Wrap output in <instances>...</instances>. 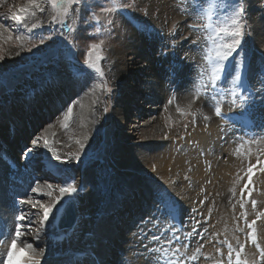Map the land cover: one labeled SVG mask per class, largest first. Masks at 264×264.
Returning a JSON list of instances; mask_svg holds the SVG:
<instances>
[{"label":"rangeland","instance_id":"374dc122","mask_svg":"<svg viewBox=\"0 0 264 264\" xmlns=\"http://www.w3.org/2000/svg\"><path fill=\"white\" fill-rule=\"evenodd\" d=\"M24 2L25 0H0V24L4 25V28H0V54L4 56V59L0 61V76L5 80L3 86L10 88H5L3 93L0 94V125L3 122L7 125L11 123L15 124L16 130L14 132L10 131L11 143L13 142L15 145L21 143L22 137H24L23 140L25 139L26 144L30 143V146L27 144L21 147V153L18 157L24 153L26 146H33L31 145L32 140L37 137H40L39 151L38 154H29L28 157L31 159L43 160V157L49 154L50 158H48V160H51L52 152H48L43 147L44 139L49 141L50 147L53 145L52 149L59 154L62 159H67L71 156L73 161L75 154L80 151V143L86 144L84 154L79 164L73 162L71 164L59 165V168L62 169L64 166L65 168H70L71 177H74L75 180L71 179L69 182H74L78 187L82 185L81 190L74 196L77 200L76 211L78 210V215L81 216L82 213H84L91 216L90 219H87V225H85L83 229L78 230L74 236L69 235L70 231H65V239L56 242L52 240V235L48 234V231H45L41 234L40 239L36 240L33 239V237L36 229L39 227V219L43 211L36 209L40 206L38 204L35 209H33L31 205H25L24 207L30 212H38L39 215L33 217L35 227L30 225V229H33L31 238L28 236L30 233L29 228L22 229L25 232L24 239L26 242L34 245L33 247L35 250L44 249V253L40 258V264H45L44 260L49 261L59 253H65L66 251L67 253L82 251L83 242L86 241L82 238H84L86 234L92 232L91 223H93V226H96V222H94L93 219L105 222L104 224L106 225L110 224L107 222L106 218L100 217L102 215L99 214V211L92 215V210L86 211L79 208V205H81L80 199L85 192L88 191V186L92 188L89 184V182L91 183L92 181L91 185L95 190V199L97 198L94 203H98L99 201L97 208H99L101 204H104L100 207L102 213H104L103 211L106 213L109 212L108 206L112 204L115 194L120 192L121 195H125L126 197L127 195L124 191L132 192L131 196H129L130 200L132 198V200L136 198L140 200L138 204L133 206L136 215L131 217L130 222L125 224L128 229L125 231H116L118 235L117 242H119V244L116 245L117 247L114 245V243H116V236L114 234H109L111 237L108 239L104 238V244L112 245V247H110V252L114 257H110L111 260L109 264H119L127 250L131 247H135L136 242L132 244L128 240L132 233L131 229L139 222L146 220L145 223L148 224L150 219L152 220V218L146 214V211L150 210L152 205L151 197H144L140 194L150 195L152 191L150 190L151 187L155 190V188L157 189L159 186L166 187L170 193L174 191L173 187L166 185V183H161L157 180V176H151L150 172L142 173V175L137 178L138 180L142 177V180L137 181L133 188H125L124 184L128 181L129 183L134 182V175L141 172V170H135H137V168H142L138 166L137 162H134V159L129 161V159H131L129 157L130 153L135 150H144L148 154L154 151L155 154L158 148H163L165 150L168 145H162V143L159 142H165L169 135L175 136V132L182 130L183 127L191 121V115L186 114L182 116L183 114L181 113L175 115L171 110L168 111L162 104L164 98L168 96V88H166V86H170V82L164 79L165 75H163L160 70L159 66L161 63H158V61H160L158 57H162L166 49H169V53L165 55L167 67L170 69L175 68L176 71L174 74H181L184 72L188 65L197 62L194 56L198 57L200 55L199 50L195 48L192 41L197 38L196 33L202 30L201 23L205 27L209 22L212 24V30L206 27L208 33L212 36L215 27L223 26L227 23L226 17L229 14L228 10H221L217 7L212 14L211 21H209L208 15L204 10L209 7L210 0H120L122 4L132 6L112 13H104L101 11L102 8L113 6L112 0H86L88 5L87 9H85L83 5H73L71 7L67 20L71 22L73 30L66 35H61L59 24H49L52 9L47 3L42 5L45 9L44 12H37L35 16L30 17L26 21L29 27H31L32 23L36 22L42 24V27L34 29L31 33L27 31L23 24L17 25L14 21L6 19V16L10 14V9L15 11L17 7L23 6ZM245 7L246 13L244 19L246 21V35L243 48L247 52L248 57L247 66L242 68L241 71L242 74L245 75L248 73V81L251 80L254 82L257 79L259 81L258 88H260V81L264 79V76L261 75V73H264V65H262L264 64V0H246ZM94 17H99L98 23ZM109 21H112V23L109 24ZM201 33V36H203L204 33ZM17 35L21 36L20 41L15 39ZM41 35H51L52 39L46 41L44 44H40L39 38ZM9 37H11V39H9ZM169 38H172L173 42H171ZM101 41H103L102 44ZM93 43L100 45L101 55L104 57V59L99 62V66L103 72L102 76L99 73H95L93 70L87 69V66L84 64L89 46ZM216 43H220V40L216 39L213 41L212 46L214 47ZM33 44H35L36 47H32ZM20 45H23V48H21ZM28 49H31V51ZM135 51L140 52L142 56L138 58L139 60L136 59V64H132L136 57ZM17 52H19V55L16 54ZM179 64L182 68L180 72H178ZM133 67H138L139 69L135 70ZM146 68H149L148 70L150 72H152V69L155 71L148 74ZM19 73L20 80L18 79ZM234 74L233 71L232 75ZM152 80L157 81L159 86L164 90L165 95L164 97L161 96L160 100H157L155 94L152 95L148 89L144 88V84ZM3 86H0V88ZM66 88L69 89L67 90ZM36 89H40V91L37 92L38 94L27 99L30 96V92ZM109 89L112 91L109 92ZM182 89L181 86L177 87L178 95H180L179 93L183 95L189 93L187 89ZM184 96L185 101L183 104H180H182L186 110H191L195 102L188 99L190 95ZM53 97L58 99V106H56L51 113H47L49 110L48 103L52 102L54 99ZM256 100L257 103L260 102V98ZM150 105L157 106L154 110L152 109V111H149ZM69 106L72 107V114L65 128L63 127L65 123L64 117L68 115L67 109ZM89 108L91 110L90 112ZM106 108L108 109L107 113H105ZM85 109L87 113L89 112L88 114L95 112L96 116H84L85 114L83 115V112L85 113ZM194 112L198 114V109H195ZM41 118L42 120H39ZM87 118H89L88 122ZM149 118L151 121L156 120L157 124L161 127L159 133H157V137L152 140H150L151 136H146L145 127L143 126L147 123ZM84 119H86V121ZM92 119H94V122L90 123ZM38 122L40 124L33 130ZM211 125L217 126L215 124ZM191 128H193V126H191ZM199 131L197 133H199ZM202 131H204V129ZM259 133L264 136V131ZM82 134L84 136L88 135L90 140L85 142ZM140 134H142V136ZM1 136L6 140L7 136L4 132H1ZM28 136L31 137V139ZM72 139L74 144L71 141ZM165 144L167 143L165 142ZM0 145V152L5 151L4 142L0 141ZM222 145L223 143L221 142V147ZM262 145L264 146V143ZM212 146L214 149L210 151H214V157L221 159L222 162H226V167L231 165V167H233L235 160L228 154H226L225 157L222 154V152L228 149L223 151L221 148L216 147V144ZM263 146L257 147L259 154L262 152L261 149ZM11 149L17 151V154L20 152V148L17 146H12ZM6 151H8L7 148ZM99 154L101 156H97ZM227 155L228 157H226ZM100 158L104 160L102 163L97 162ZM210 160L214 162L215 158H211ZM52 164H58V162L53 160ZM1 165L2 163L0 162V178L1 182L4 183V167ZM197 165L194 164L193 167L196 168ZM242 166L244 167V162H242ZM191 172L192 170H190V173ZM230 174L228 175L231 176ZM239 174L238 171L235 172L237 178ZM176 175L177 176L174 177L176 179L173 178V181H171L177 188V191H174V193L177 195L176 199H179L181 204L186 206L182 200L187 194L183 195V191L185 190L186 192L188 189L184 186L187 185L189 189H191L193 185H188L187 182H193L196 179L191 175L187 177L183 174H180V176L178 173H176ZM211 175L212 172L210 173V176ZM235 175L234 178L236 179ZM145 176L149 178L147 179ZM213 176L219 178L220 174L215 173ZM144 179L147 181L144 182ZM42 181L43 182H40L41 184L46 182L47 186L51 184L55 187L50 189L51 192H58V187L60 185L46 180ZM154 181L156 184L152 186L151 184ZM257 181L260 185L263 184L262 180L258 179ZM196 184L198 183L194 184L193 189L199 191V185ZM95 185H97V188L94 187ZM137 187L140 189L139 191ZM230 187L233 188L231 185ZM37 188L41 194L32 193V196H34L36 200H39L40 204H51L52 202L49 200L50 196L42 195L46 190L40 188V184ZM91 191L94 192L93 190ZM220 196H222V199L224 198L222 200L223 203L225 200L228 204H233L232 202L230 203L232 195L228 194L227 191L226 194L221 192ZM194 199H196V197H194ZM115 200L116 199H114V201ZM142 200H144L145 203L140 205ZM192 200L189 199V204L192 203ZM118 206L120 205L115 203V206L112 207L115 211H113L114 213L118 212ZM235 206L232 215L236 222L231 228V235L225 234L224 240H227L228 243L233 245V239L235 237L234 241L236 243L242 241L245 237L247 240V243L244 244L245 248L252 250L257 249L256 245L249 241V229L246 227L247 224L250 222L253 224V221H255L253 225H255L254 231L256 241L261 248H264V215H261L264 213V204L261 205V203L258 202L255 208L251 206L248 208H241V205L237 206L236 204ZM158 207L160 206H157V208ZM213 207L215 211L216 207L214 205ZM123 208L124 211H128L125 206ZM228 209H230V207ZM97 213L99 216H96ZM208 213L209 211H206L203 215L205 219L204 222L206 225L211 226L208 220ZM35 218L38 219L35 220ZM120 222L123 223L122 220H120ZM25 223H27V221H25ZM119 224L114 226L120 228ZM206 225L199 229V217H193L192 229L195 228V233L200 234V238H206ZM88 227L91 231L88 230ZM227 227L229 226L227 225ZM212 230L218 236L217 230L213 227ZM50 233L52 232L50 231ZM139 235L142 241L141 245L150 242L144 232L139 233ZM76 237L80 239L77 240ZM163 237V235H160L158 240H162ZM92 238L95 240L94 236ZM166 239L167 238H165V240ZM158 240H153V237L151 238L152 242ZM224 240H220L214 244L220 247V242ZM202 241L203 239L197 240L195 244L199 246ZM166 242L168 241L163 243ZM36 252L38 253L39 251ZM154 255L155 258H158L157 251L154 252ZM68 257L76 258L75 254H69ZM68 257H65V261ZM150 257L153 258V256ZM252 257L255 262H258L256 260L257 255H252ZM220 259L222 258L214 256L210 257V260L207 262L202 261L206 264H216V261ZM197 260L200 261L201 259L198 258ZM56 261L57 264H60V257H57ZM52 262L47 264H52ZM192 263L193 261H191V264Z\"/></svg>","mask_w":264,"mask_h":264},{"label":"bare ground","instance_id":"6f19581e","mask_svg":"<svg viewBox=\"0 0 264 264\" xmlns=\"http://www.w3.org/2000/svg\"><path fill=\"white\" fill-rule=\"evenodd\" d=\"M203 33H204L203 36H201L202 35L201 32L196 33L197 38L194 41H192V44L195 45V48L197 50H199V54H200L198 57L194 56L196 58L197 62L195 64L193 62L191 65H188L185 68L184 73L173 74L172 69L167 67L166 57L165 56H162L160 58L158 57V59L160 60V61H158V63L159 62L161 63L159 66L160 70L162 71V74L165 75L164 79L169 80V82H170V86H166V88H168V96H166L164 98V101L162 104L165 106V108L168 109V111L171 110L172 113H174L175 115H177V113H181V112L177 111L178 108L181 109V111L183 113H185L182 116H185L186 114L191 115V111L186 110V108L183 107V105H182L183 102L185 101L184 95H187V96L190 95V97L188 99L192 100L193 102H195L196 98H198L200 106L202 108L206 109V113L208 115H213L214 114V105L210 104V102L212 100V98L210 96H215L219 100L220 97L218 94L221 93V91L227 93L228 86H227V84L222 85V79L223 78L218 82L215 90L211 86L210 75H211L212 64L209 63L204 58L205 55L207 54L208 44H207V38H206L207 34L205 33V31H203ZM169 40L171 42H173L172 38H169ZM135 53H136V57H135V60L132 64H136L137 63L136 59H138L139 57L142 56V54L140 52L135 51ZM168 53H169V49H166L164 55H167ZM164 66H166V67H164ZM133 69L137 70L139 68L133 67ZM148 69L146 68V70H148ZM154 71L155 70L152 69V72H154ZM152 72H150L148 70V74L152 73ZM121 74H122V72H121ZM204 75H205L204 83L197 82V79L195 77L202 78ZM164 84H165V82H164ZM180 86H181V88H183L182 90L187 89L189 93H185L184 95L182 93H179L180 95H178L177 87H180ZM222 86H223V88H222ZM252 86H257V84H253ZM48 87H49V85H48ZM144 88L148 89L152 95L155 94V96H156L155 98H157V100L158 99L160 100L161 96L164 97V95H165L163 88L160 87L159 83L155 80L149 81L147 84H144ZM251 88L255 90L254 87H251ZM66 89L68 90L69 88H66ZM148 90H146V91H148ZM38 91H40V89L39 90L36 89V90H33L32 92H30V96L27 99H30V97H34L35 94H38L37 93ZM206 93H207V95H205ZM227 96H229V95H227ZM53 98L54 99L52 100V102L48 103L49 104V110L47 113H51L53 111V109L56 106H58V99L56 97H53ZM259 98L260 97L257 96L256 99L259 100ZM169 101H171V103H169ZM180 103H182V104H180ZM91 105L93 106L92 103H91ZM153 105H150L149 111H152V109L154 110L155 107L157 106V105L156 106H153ZM90 111L91 110L89 108V112ZM94 111H95V109H94ZM88 113L86 110L85 113L83 112V115L85 114L84 116H89V115H91V116L94 115V117L96 116L95 112L94 113L91 112L90 114H88ZM79 116H80V114H79ZM158 118H159V116H158ZM14 119H16V118H14ZM84 120L86 121V119H84ZM92 120L90 121V123L94 122V119H92ZM80 121H81V119H80ZM88 121H89V118H87V122ZM76 123H77V121H76ZM204 125L205 126H196L195 130L192 131L191 134L188 135L184 139H179V140H176L174 142H170L169 144L167 143L166 146L167 145L168 146L166 147L165 150L163 148H158L157 151H155L156 152L155 154H154V151L149 152L150 154H148L144 150H137V151L135 150L134 152L130 153L129 157L131 159H129V161L134 159V162H137L138 166L142 167V168L141 169L137 168V170H135V171L141 170V172L139 174L136 173L135 175L138 174L137 176L134 175V177H133L134 179L132 178L134 182L129 183V181H128L126 184H124L125 185L124 187L128 188V189L133 188V186L137 183V181L142 180V177H140V179L137 180V178L140 175H142V173L150 172L151 176H157L158 181H160L161 183H166V185H170L171 187L174 188V191H177V188L171 182V181H173V178L175 176H177L176 173H178L179 175L183 174L186 177L191 175L196 180L193 182H187V184L194 186L195 183H198L196 185H199L198 186L199 191L197 189H193V186L191 187V189H189V187L187 185L184 186L186 189H188V191L187 190H186V192H185V190L183 191V195L184 194H187V195H186V197L183 198L182 201H184V204L187 205V204H189V199H191V200L193 199L192 203L190 205H191V207H193V209H195L194 215L197 216V214H198L199 224H200L199 228L201 229L204 225L205 219H204L203 215L206 213V211L211 210V212L212 213L214 212V213L212 214L210 222H209L211 224V226L208 225L210 227V229H212V227L214 229H216L219 233V236L220 235L223 236L225 234L231 235V228H232L233 224L236 222L235 219L233 218V215H232V212L235 210V207H236L235 204L236 205L237 204H239V205L245 204L246 201H249L252 199H254L257 202L264 203V175H262L261 177H254L253 181L251 182L252 183L251 191L247 192V194H245L242 197L239 194V191L246 189L245 185L247 184V186H248L250 182H249V180H248V183H246L247 180L245 182L243 181V183H241L242 184L241 187H239V191L236 192L235 187L239 184V179H241V178H239V177L237 179L231 178L232 174L234 173V172H232V171H234L233 170L234 166L231 167L232 166L231 165V166L226 167L225 166L226 162H222V160H218V158L215 157V160L213 162V168H211V170L208 171V169L211 167V164H210V158H209L207 151L214 149L212 145L216 144V147L221 148L224 151L225 149H228L227 143H228V140L230 141V136H234L235 137L234 141H238L237 145L240 147L241 146L240 140L242 139L243 133L240 134V137L236 136V135H229V132H231V130L229 129V126L230 127L233 126V124H231L229 122H226L222 126L220 124H217V126H212L210 124H204ZM143 126L145 127L146 136L147 137L151 136L150 137L151 139L149 138L150 140L156 138L157 133H159V131H160L159 129H161L160 125L157 124V121L156 120L151 121L150 118L147 120V123L144 124ZM70 128H72V127H70ZM10 129H11L10 130L11 132H14L16 130V126L14 123L10 124ZM203 129H204V131H202ZM8 130H9V127H8L7 131ZM198 131H199V133H197ZM139 132H141V131H139ZM121 135H122V133H121ZM140 135L142 136V134H140ZM13 137H15V136H13ZM81 138H82V136H81ZM144 139H145V137H144ZM210 140H211V142H210ZM71 141L73 142V139ZM221 142L223 143L222 147H221ZM73 144H74V142H73ZM256 144H258V143H256V140H254L251 143V147L253 150L258 151L256 146H255ZM52 146H51V148H52ZM260 146H263V145H259V147ZM263 148H264V146H263ZM4 150L5 151L1 152L2 156H0V162L2 163L1 166L4 167L3 175H5L4 183L1 182V178H0V239H4V241L7 244L6 249L4 251L0 249V255L3 254V256L6 254L8 242L11 239L10 233L14 231V223H15L14 216H15V214H17L15 211V208L18 207V205H16L15 202L20 200V199H27L29 195H32L31 189L33 187L37 188L39 184H40V188H42L43 190H46V192H48V193H51L49 195L50 196L49 200H51V202H52V198L54 196L58 195L59 192H55V191L51 192V190L47 186L46 182L42 183V184L40 182H43L42 180H44V181L46 180L48 182L61 185L63 180H67L69 182L73 178V177H71L72 174L70 173V170H71L70 168H65V166H64V168L60 169L59 172L56 169L52 168L51 165L49 164V160H48V158H50L49 154H46L43 157V160H39V159H31L29 157L25 158L24 153H22V155L20 157H13L12 153L10 154V152L6 151V146H4ZM190 150L192 152H189ZM227 151L225 150V152H222L224 157L227 154ZM193 154L195 156H193ZM226 157H228V155ZM197 159H200V160L197 161ZM35 161H38L39 168L36 171H32L31 170L32 165H34ZM196 162H198V163H196ZM204 162H205V164H204ZM229 162H230V160H229ZM194 164H196V165L198 164L196 166V168L193 167ZM179 167H180V169H179ZM34 168L35 167H33V169ZM262 169H263V167L259 168V173L262 172ZM190 170H192L191 173H190ZM243 170L245 172V168ZM211 172H212V175L210 176ZM132 173H134V172H132ZM215 173L220 174L219 178H217V176H213V174H215ZM90 174H91V172H90ZM228 174H230L231 176H229ZM234 175L235 174H233V176ZM146 178L148 179L149 177H146ZM174 179H176V178H174ZM258 179L262 180V182H263L262 185L257 183ZM146 181L147 180L144 179V182H146ZM232 182H233V185H232ZM89 184L92 188H90L87 185L88 191H86V192L84 191L85 194L80 199L81 205H79V208L81 210H86V211L92 210V212H93L92 215L99 211L100 215L104 216L105 218L112 217L113 219H115V222L120 221V220L127 221L131 215L135 214V210L133 209V206H134L133 204L136 202H133V204L129 203V201H130L129 196H131L132 192H128L127 197L125 195H121V197H119V199L115 200L116 204L120 205L117 207L118 212L114 213L115 212L114 211L112 214H110V212L106 213L105 211H103L104 213H102V211L100 210V207H101V205L103 206L104 204H101L100 207L97 208V204L99 203V201H98V203H94V201L97 200V198L95 199V190H94L93 186L91 185L92 181H91V183L89 182ZM155 184H156V182L154 181V182H152L151 185L154 186ZM84 185H86V184H84ZM84 185H83V187H84ZM230 185L233 186V188H231ZM96 186L97 185H95L94 187H96ZM229 188H231V189H229ZM142 189H145V188H142ZM157 189L155 188V190H153V187H151L150 190H152V191L150 192V194L154 193ZM91 190H93L94 192H92ZM181 190H183V189H181ZM224 190H226L228 192V194L232 195V200L230 201V203L231 202L233 203L232 205L228 204L225 200H224V203L222 202V200L224 198L222 199V196H220V193L222 192V193L226 194V191H224ZM96 191H98V190H96ZM162 192L160 193L159 196L156 197V201L160 200V198L165 199L166 197L175 198V195L171 194L167 188H166V191H162ZM43 193H45V192H43ZM135 193H134V195H135ZM200 193H201V195H200ZM195 194H196V196H195ZM254 194H255V196H254ZM99 196H100V194H99ZM194 197H196V199H194ZM176 198H177V195H176ZM209 199H210V201H209ZM201 201H203V203H200ZM179 203L181 204V201H179ZM38 205H40V204H38ZM44 205H46V204H44ZM125 205H128V208L130 207V209L128 211L125 210V212H124L122 210V208ZM213 205L216 207L215 211H214ZM229 207H230V209H228ZM36 209H40L41 211H43L42 208H40V206L37 207ZM156 209H157V207H155V210ZM23 210L25 212H30L26 207H24ZM157 212L158 211H156V214H157ZM99 214L97 213L96 216H99ZM150 214L154 215L152 212L148 213V215H150ZM187 215L188 214H186L185 216H187ZM90 218H91V216L89 214L82 213V215L80 216L77 213L76 224H74V226L71 229H69L70 230L69 235L70 236L76 235V232L78 230L83 229L84 226L87 225V222H88L87 219H90ZM119 218H121V219H119ZM177 218L178 217L176 216V219ZM166 219H168V220H166V222H167L166 229H169L170 228V221H169L170 218H166ZM93 220H94V222H96V226H93V223H91L93 234L91 232L90 234H86V236L84 238L81 237L82 239L86 240L85 242H83L84 245L82 246V248H83L82 251H73V252L78 253L79 255H82L83 259L78 260L79 263L85 262L87 264V263L91 262V260L102 259V262H100L99 264H104V263L106 264V262L111 260L110 257L112 256V254H110L111 253L110 247H112V245L111 244H109V245L104 244V238L108 239L111 237L109 234H114L116 236V240H115L116 243H114V245H115V247H117L116 245L119 244V242H117V238H118L117 232L118 231H124L126 228H123L120 224H119L120 228H118L116 226L110 227L109 224L108 225L103 224L98 219H96V220L93 219ZM48 222L50 223L51 221L49 220ZM187 223H189V221L185 220L184 224H187ZM227 225L229 227H227ZM50 226H51V224H50ZM50 226L48 225V227L46 229V231H48V234H51L50 233V231H51ZM89 229L90 228L88 227V230ZM184 229L189 230V228L185 225H184ZM89 231H91V230H89ZM64 233H66V232H64ZM80 233H82V232H80ZM191 233H192V231H191ZM91 234H92V236H91ZM146 235H144V236H146ZM93 236H94L96 241L92 238ZM191 236H192L191 240L196 239L195 233L191 234ZM78 239H80V238H77V240ZM52 240L55 241L54 239H52ZM91 240H92V242H91ZM128 240H129V238H128ZM244 240H245V237L242 241H244ZM110 241H112V240H110ZM129 241L132 244H134L133 241H131V240H129ZM149 241H151V239H149ZM164 241H167V239ZM56 242H59V241H56ZM97 242L99 243V245ZM102 244H104V245H102ZM165 244H167V242ZM147 245H148V243L144 244V246H147ZM212 246L213 245H209L207 243V245L203 246L205 249L200 248V247H198V248H200V252L204 256L210 258V257H214V256L218 255L217 251L215 249L211 248ZM144 249L146 250L148 248L145 247ZM144 249H143V247H142V249L138 248V247H133L129 251L127 250V252L125 253L126 255L121 260L120 264H123V263L124 264H154V262H156L154 252L150 255V254H147V253H149V251H148L149 249L146 250V252L144 251ZM65 253H67V251ZM252 253L256 254L257 252L253 251ZM250 254H251L250 252H245L244 256L248 258V257H250ZM22 255H23V253H22ZM150 256H153V258H151ZM56 258L57 257H53L49 261L44 260V259L43 260H44L45 264L50 263L54 260L55 261L52 262V264H57L56 262L58 260L56 261ZM160 259H161V256H160V253L158 252V260H160ZM60 260H61L60 264H74L75 263L74 261H71L70 258H68L65 261V257H60ZM161 260H163V259H161ZM201 260H203V259H201ZM193 262H194V264L199 263V261L197 259ZM200 264H204V263L201 262Z\"/></svg>","mask_w":264,"mask_h":264},{"label":"snow or ice","instance_id":"6c2138e0","mask_svg":"<svg viewBox=\"0 0 264 264\" xmlns=\"http://www.w3.org/2000/svg\"><path fill=\"white\" fill-rule=\"evenodd\" d=\"M44 3H47L51 9V18L49 21L50 25H62L64 29L72 31V25L67 23L66 20L69 16L70 9L73 5H83L85 9H87L88 5L86 0H25L24 5L17 7L15 11L9 10L10 14L6 16V19L14 21L17 25L23 24L29 33H31L34 29L42 27V24L39 22L32 23L31 27L28 26L27 20L30 17L36 15L37 12H44L45 9L42 6ZM246 0H210L209 7L205 9V13L208 15L209 21L212 19V14L219 7L221 10L227 9L228 16L226 17L227 23L223 26H217L214 28V32L212 36H209L208 39L210 41H215L216 39L220 40V43H216L213 48H208L207 54L205 55V59L212 64L211 67V75L210 82L212 88L215 90L218 82L227 74L229 76V82L232 85L231 88L227 90V95L231 97L230 103L236 111L232 114V116H226L222 111L221 102L223 101L224 93H219L220 99L216 101L214 107V113L217 117L221 119L234 120L239 116L240 118H251L254 122L258 123V126L264 127V79L260 81V88L256 91H253L251 86L248 84L246 80H244L242 76V68L247 66V57L248 54L243 48V42L245 38V27L246 21L244 19L246 13L245 7ZM112 7L102 8L101 11L104 13H112L119 10H122L126 7H131L132 5L122 4L120 0H112ZM96 22H99V17H94ZM112 21H109L111 24ZM206 27L212 30L213 26L209 22L206 24ZM0 28H4V25L0 24ZM195 30V29H194ZM11 39V37H9ZM17 41L21 40V36L17 35L15 37ZM52 39L51 35H41L39 38V43L44 44L46 41ZM71 43V42H70ZM103 41H101V44ZM23 48V45H20ZM32 47H36L35 44ZM31 51V49H28ZM19 55V52L16 53ZM235 54V55H234ZM4 59V56L0 54V61ZM104 57L101 55V47L99 44H90L89 51L87 53V58L84 61V64L87 66V69L93 70L95 73H99L101 76L103 72L99 66V62L102 61ZM173 73L176 71L175 68L172 69ZM234 71V75L232 72ZM264 76V73H261ZM109 92L112 90L109 89ZM207 95V93L205 94ZM257 96L260 97V103L257 105ZM171 103V101H169ZM108 109H105V113H107ZM181 114H185L181 111V109H177ZM68 115L64 117L65 123L63 127H67V121L70 119L72 114V107L69 106L67 109ZM207 120L208 117L205 116ZM39 140L40 137H37L32 140V147H26L24 150V157L27 158L29 154L36 153L39 151ZM85 142L90 140L88 135L83 137ZM43 147L52 152V158L49 161L52 168L56 169L58 172L60 171L59 165H66L75 162L79 164L81 162V157L84 154V149L86 147L85 143H80V151L75 154V158L69 156L67 159H62L59 154H57L49 144L47 139H44ZM57 161L58 164H52L51 161ZM258 163H261L259 160ZM255 166H251L247 169L248 180L251 182L253 175V168ZM74 180V177L72 178ZM49 189L53 186L51 184L48 185ZM81 187H78L74 182H68L67 180H63L62 184L58 187L59 195H56L52 198V203L48 205L40 204L39 200H36L34 196L29 195L27 199H20L15 202L18 205L15 208L17 214L14 216V231L10 233L11 239L8 242L6 254L3 257H0V264H40V257L44 253V249L41 248L39 253L33 248V245L28 242H23L21 244L22 238L25 236V232L22 230L23 228H29L30 225L34 223L33 217L39 215L38 212H25L24 206L31 205L33 209L37 207V204H40V208L43 209V213L41 218L39 219V227L36 229L33 239L39 240L41 234L44 233L48 226V221L51 216H53L54 211L57 210L56 206L64 200L65 197L68 198V203L71 204L72 198L81 190ZM247 187V184L245 185ZM32 193H39L38 188L33 187L31 189ZM243 191V190H242ZM51 193L45 192L42 195H50ZM200 203H203L201 201ZM159 205L156 211H161L162 216H166L171 220L176 219L177 208L175 206V201L170 199L160 198ZM253 208H255L256 201H252ZM244 205L241 204V208ZM261 215H264L262 213ZM155 219V217H153ZM27 221V223H25ZM255 221H253V224ZM249 229H252V224L248 225ZM195 228L193 232L194 234ZM174 238L177 243H179L180 237L175 236ZM159 237L153 236V240H158ZM248 239L251 243L256 245V248L259 252V261L253 262V264H264V248H261L260 245L256 241L255 231L251 230L248 233ZM171 243V241H169ZM220 243L227 244L228 255L227 261L228 264H249L247 260L241 259V256L244 252L245 245L243 243H238V250L234 249L231 243H228L227 240L221 241ZM185 249H187L188 245H184ZM201 247H203L201 245ZM149 254L151 255L154 249H149ZM217 253L223 256V253L220 252V249L217 248ZM200 252V248L196 249V253ZM23 253V255H22ZM169 249L165 248L163 250L164 260L157 262V264H188L189 261H195L197 259V255L193 254L191 256H187L185 252H181L180 247H176L171 249V257L168 255ZM178 254V255H177ZM233 255H235V260H233ZM180 257H184L181 259ZM207 259V257H206ZM216 264H223L222 260L216 261Z\"/></svg>","mask_w":264,"mask_h":264},{"label":"water","instance_id":"95a60500","mask_svg":"<svg viewBox=\"0 0 264 264\" xmlns=\"http://www.w3.org/2000/svg\"><path fill=\"white\" fill-rule=\"evenodd\" d=\"M61 213V218L64 220L63 226L70 225L74 219V211L72 208V204L68 203V200L65 202L63 207L60 209Z\"/></svg>","mask_w":264,"mask_h":264}]
</instances>
